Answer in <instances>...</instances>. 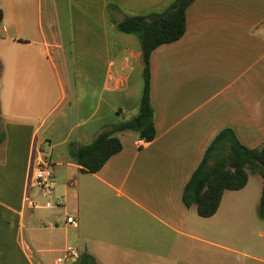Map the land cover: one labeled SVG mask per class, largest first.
<instances>
[{
    "label": "crops",
    "instance_id": "obj_1",
    "mask_svg": "<svg viewBox=\"0 0 264 264\" xmlns=\"http://www.w3.org/2000/svg\"><path fill=\"white\" fill-rule=\"evenodd\" d=\"M172 2L0 0V264H53L67 244L99 264H264L262 179L226 190L208 217L182 199L220 130L264 142V0H194L182 37L150 55L154 139L118 132L121 150L95 172L70 153L137 112L140 43L115 21ZM36 133L63 208H23Z\"/></svg>",
    "mask_w": 264,
    "mask_h": 264
},
{
    "label": "trees",
    "instance_id": "obj_2",
    "mask_svg": "<svg viewBox=\"0 0 264 264\" xmlns=\"http://www.w3.org/2000/svg\"><path fill=\"white\" fill-rule=\"evenodd\" d=\"M194 0H173L163 11L147 15H126L115 21L118 30L137 37L142 56L143 86L137 112L128 118L122 116L117 122L104 125L91 142L74 145L71 155L83 172L98 171L105 162L122 148L117 135L123 130H133L147 141L154 139V107L150 97V55L161 44L178 40L186 30V10ZM3 10L0 6V23ZM5 132L0 118V143ZM250 172L260 175L262 189L258 215L264 218V142L256 147L242 144L234 130L225 127L207 146L204 155L186 182L182 194L184 203L195 205L200 216L213 215L226 190L243 188ZM74 264H99L87 250L79 252Z\"/></svg>",
    "mask_w": 264,
    "mask_h": 264
},
{
    "label": "built area",
    "instance_id": "obj_3",
    "mask_svg": "<svg viewBox=\"0 0 264 264\" xmlns=\"http://www.w3.org/2000/svg\"><path fill=\"white\" fill-rule=\"evenodd\" d=\"M147 142L146 139L140 136L136 139L138 146H143ZM56 185L57 181L49 154L43 148V141L40 139L39 134L36 133L32 143L30 169L27 178L26 192L24 194L23 208L29 211L63 208L65 206L64 199L62 197L54 198ZM62 215V222L64 224L72 226L78 225L79 217L76 213L65 210ZM44 225L54 226V223L48 222ZM63 251L64 253L62 255H58L53 259V264H62L66 258H69L72 263H74L79 256L78 248L71 244L65 245Z\"/></svg>",
    "mask_w": 264,
    "mask_h": 264
},
{
    "label": "rangeland",
    "instance_id": "obj_4",
    "mask_svg": "<svg viewBox=\"0 0 264 264\" xmlns=\"http://www.w3.org/2000/svg\"><path fill=\"white\" fill-rule=\"evenodd\" d=\"M54 174H56L55 170H54ZM55 178H56V175H55ZM261 179L262 178L260 177L259 174L254 173V172H250V174H249V185L258 186ZM32 230H33V228H32ZM63 264H72V263L69 259H67Z\"/></svg>",
    "mask_w": 264,
    "mask_h": 264
}]
</instances>
